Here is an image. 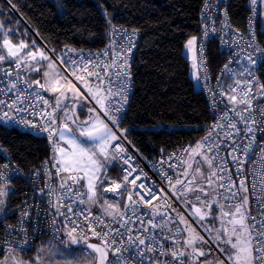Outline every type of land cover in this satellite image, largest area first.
Listing matches in <instances>:
<instances>
[{
  "label": "snow or ice",
  "instance_id": "snow-or-ice-1",
  "mask_svg": "<svg viewBox=\"0 0 264 264\" xmlns=\"http://www.w3.org/2000/svg\"><path fill=\"white\" fill-rule=\"evenodd\" d=\"M257 2L258 0H251L253 5ZM260 2L264 3V0ZM109 27L110 29L113 27L110 21ZM116 32H124V30L113 29L114 35ZM0 35H5L2 23H0ZM123 38L122 36L121 39ZM195 43V38L189 39L187 48L194 50ZM4 49L7 50L6 53L3 52ZM111 50V47L106 49L103 55H108ZM69 51L72 50L69 49ZM130 51L131 47L127 49V52ZM200 51L202 53L203 49L201 48ZM120 56H123V59L117 63ZM58 59L64 65L63 70L57 68L56 62L45 51L40 49L32 51L23 41L13 45L9 39H3V45L0 48V96L14 92L15 98L0 99V121H13L12 113L25 112L29 108L35 109L36 103L25 104L29 99L42 102L45 109L51 108L50 112L41 110L43 113L41 119L44 123L39 127L41 131L48 133L49 139L58 138L69 146L66 149L58 143L54 144V150L61 156V159L57 161L60 165L57 167V175L61 176L62 182L59 188L62 193L57 196V202L53 205L56 209L54 214L64 217L61 223L67 229L69 243L72 245L83 243L86 247L81 255L83 259L90 260L91 264H130V262L134 264H225V261L218 257L214 260L200 261V257L208 255L203 247L207 241L191 228L183 215L177 213L178 223L177 220L172 219L169 211H175V209L172 208V201L163 189H160L161 201L153 204V200L157 199L154 185L142 170L133 176V173H137V169L130 163L131 157L123 159V163L128 165L127 168L122 169L125 173L123 181L117 183L113 180L111 187L104 186L108 182L106 164L117 166L116 161L123 158L122 154L127 151L122 144L114 143L121 139L127 129H120L119 120L114 114L120 113L122 109L113 108L115 96L122 97L120 102H126L127 97L123 96L121 91L110 87L113 81L109 74L110 69H117L115 74L121 80V88L125 87L124 81L130 77L126 52L113 53L111 64L85 61L81 56L79 62L72 60L69 66L67 60ZM247 59L253 65L257 63L251 54L247 55ZM193 60V67L198 68L195 63V53ZM5 61H8L11 67H3ZM42 61L47 62V70L43 73L44 82L41 83L40 80L29 82L24 79V74L28 72H40ZM203 63L201 59L200 65ZM90 65L92 70L89 68ZM248 74L251 76V71ZM73 78L80 82L82 88L73 83ZM18 83L26 85L32 91L25 95L24 89L19 88ZM257 83L256 78L252 76V79L236 81V86H230L220 92V95L227 97L231 105L228 111L234 114V118L228 119L225 114L222 120H218L211 126L209 134L197 142L195 147L182 150L188 154V160L182 161L186 164L183 172L185 179L177 176L173 182L167 172L161 173L162 179L168 182L171 196L176 199L183 198L185 205H191V215L198 217L200 221H204L211 215L213 204L218 205L221 226L220 228L206 227L205 231L215 232V240L219 245H223L220 251L230 264H264V146H261L264 135L259 138L256 135L257 132L264 134V107L261 106L264 105V84H258L254 91V84ZM33 85L42 91L57 94L55 104L50 105ZM69 98L78 103L81 110L89 103L94 105L88 108L93 115L89 120L81 122L79 126L80 136L86 138L83 143L74 137L66 136V132H71L67 123L60 128L56 127L55 114L58 110H63L61 105L67 108L65 101ZM254 100L255 104H253ZM33 114L39 113L33 112ZM64 115L66 119H71L67 112ZM224 120L227 122L225 123ZM20 123L30 125L32 128L38 127L31 121L22 120ZM117 132H120V135ZM88 141L94 143L87 146ZM245 141L247 142L244 143ZM222 145L226 150L230 149L227 154L231 157L232 164L236 165L235 173H232L226 158L220 155ZM110 147L114 148L112 153L109 152ZM257 152H259L258 160L261 165V186L257 209L261 213L259 218L251 216L248 207V176L244 174V164L253 162ZM196 156H200L201 159L196 160ZM189 160L192 163H189ZM165 162L161 161V163ZM193 164L196 165L195 168ZM202 164L207 165V173L203 171ZM169 167L171 168L172 165ZM63 173L68 175L63 176ZM233 175L239 178L238 184L233 179ZM189 176L191 179H188ZM197 177L200 178V183L197 182ZM82 180H86V185L81 183ZM137 181L141 182L137 183ZM129 185L132 187L129 188ZM204 185H207V188ZM85 187L86 191L80 190ZM256 187L253 183L254 191ZM208 188L212 189L211 198H209ZM98 189L121 197L127 193L124 209L122 210L119 204L103 201L106 205L103 208V214L110 219L94 216L87 205L101 204ZM221 189L223 191H220ZM189 193H196L194 199L199 203V207L188 199ZM4 195L7 193L0 191V196ZM3 203L0 200V204ZM80 205L85 207H79ZM157 217L160 219L157 220ZM80 220L84 221L83 229L80 227ZM179 224H184L185 229H180ZM181 231L188 232V236L182 243L179 235ZM85 232L88 234L85 235ZM93 237L99 243L89 242ZM169 240L172 241L173 246L166 249L164 241ZM109 253H111V259ZM11 260L12 264H24L15 257H11ZM0 264H8V257L0 260ZM35 264H40L39 256Z\"/></svg>",
  "mask_w": 264,
  "mask_h": 264
},
{
  "label": "trees",
  "instance_id": "trees-1",
  "mask_svg": "<svg viewBox=\"0 0 264 264\" xmlns=\"http://www.w3.org/2000/svg\"><path fill=\"white\" fill-rule=\"evenodd\" d=\"M202 2L63 0L61 15L54 0H11V3L0 0V22L15 28L12 36L17 38V31L28 42L34 41L25 23L56 57L69 47L90 51L107 47L114 26L137 29L140 39L131 63L134 90L122 129H127L132 147L150 163L181 145L197 143L203 127L210 121L207 103L194 86L189 61L184 55L186 41L194 36L198 41ZM248 14L249 0H229L227 15L234 27L244 30ZM258 37L264 48V31L260 25ZM208 57L213 71L224 62L214 42L209 45ZM255 71L264 84V62ZM38 77V73L31 74L34 81ZM81 117H85L84 110H81ZM0 147L25 172L53 158L52 147L40 137L10 131L3 126H0ZM116 165L110 164L107 170L109 180L121 179L117 162ZM12 186L8 211L23 200L22 184L16 182ZM124 196L120 198L121 205ZM6 214L0 218V237L8 220ZM40 245L31 252L17 255L31 258ZM4 256L0 253V258Z\"/></svg>",
  "mask_w": 264,
  "mask_h": 264
},
{
  "label": "built area",
  "instance_id": "built-area-1",
  "mask_svg": "<svg viewBox=\"0 0 264 264\" xmlns=\"http://www.w3.org/2000/svg\"><path fill=\"white\" fill-rule=\"evenodd\" d=\"M228 3L229 0H203L200 6L199 37L196 44V63L198 68L196 69L197 74L199 75L198 90L207 103L210 121L203 127V133L198 142L209 134L211 126L218 120H222L225 114L228 119L234 118V114L228 111V108H230L231 105L229 104L227 97L220 95L222 90L228 89L230 86H236V81L243 82L248 79H252V76H254L258 82L257 84H254V91L257 89L258 84H262L255 71L256 67L264 62V48L258 37V28L260 25L262 10L261 2L258 0L256 5L249 3V14L244 30H240L233 26L229 16L227 15ZM113 29H122L124 32H116L114 35L112 31L110 44L99 51L69 47L64 50L60 57H56L39 39L38 41L41 43L50 58L54 59V61H56L62 69H64V65L60 63L58 58L67 60L69 62V66H71L72 60H77L79 62L81 56L84 57L85 61L92 60L93 62H105L111 64L113 53L126 52L128 65L130 66V77L124 81L125 87L121 88V80L115 74L117 69L112 68L109 70V74L111 75V79L113 81L110 87L114 90L121 91L123 96L127 97L126 102H120L122 101V97L120 95L113 98V108L120 107L122 109L120 113L114 114L117 115L119 127L123 130L122 120L128 110V104L132 98L134 90L131 63L140 39V32L137 29L122 26H114ZM122 36L124 37L123 39H121ZM129 41L131 43H129ZM212 42L216 43L218 54L224 58V62H222L216 71L211 69L208 57L209 45ZM249 45H251V47H249ZM110 47L112 50L108 52V55H103L105 50ZM129 47H131V51L127 52ZM201 48L203 49L202 53L200 51ZM69 49L72 51H69ZM249 54L257 60L255 65L248 61L247 55ZM122 59L123 56H120L117 63H119ZM201 59L204 62L203 65H200ZM3 67L8 68L11 67V65L8 61H5L3 62ZM89 68L92 70L91 65ZM95 70L98 71L99 69ZM249 71L252 73L251 76L248 74ZM32 73L33 72H28L24 74V79L29 82H33L34 80L31 78ZM105 80H107V77H105ZM18 87L24 89L25 95L32 91V89L27 88V86L22 83H18ZM33 87L48 100L50 105L55 104L54 97L37 89L35 85H33ZM9 98H15L14 92L8 93L6 96H0V99ZM31 103H36L35 109L29 108V110L25 112L12 113L11 115L14 122L0 121V126H3L10 131L40 137L48 146L53 147L55 137L53 139H49L48 133L41 131L39 127L44 123L41 119V115L43 114L41 113V110L45 109V106L42 102H35L32 99L25 102L26 105ZM255 103L256 101L254 100L253 104ZM261 106L264 107V105ZM45 110L50 112L51 108H47ZM33 112L39 114H33ZM58 112L59 110L55 114L56 118ZM22 120L34 122L38 125V127L32 128L30 125L20 123ZM224 122L226 123L227 121L224 120ZM56 127L59 128L58 119ZM241 127L243 126L241 125ZM117 134L120 135V132H117ZM221 135H223L222 132ZM256 135L259 138L264 134L257 132ZM124 137H126V139ZM237 139H239V137H237ZM246 142L247 141L244 143ZM114 143L122 144L127 150L125 154H122L123 158L116 161L121 174V179L118 182L116 181L117 183L123 181L125 173L122 169L128 167L127 164L123 163V159L131 157L130 163L137 169V173H133V176L137 175L139 171L142 170L149 178V181L154 185V191L156 192L157 199L153 200V204H157L161 201L162 197L160 189H163L164 193L167 194L172 201V208L175 209V211H169L172 219L177 220V213L181 215L186 213L178 200L171 196L168 182L162 179L161 173L167 172V174L172 177L173 182L177 176H179L180 179H185L182 176L186 169V164L182 161L188 160V154L182 150L192 147L191 144L181 145L178 148L160 155L154 161L147 163L132 147L130 138L126 132L123 133L119 141ZM261 146H264V142H262ZM110 149L112 152L114 151V148L110 147ZM228 151H230V149L226 150L222 145L220 155L226 158L232 173H235L236 165L232 164L231 157L227 154ZM209 155H211V153H209ZM169 157L172 158L169 159ZM258 157L259 152H257L256 156L253 157V162L244 164V174L248 176V207L250 209L251 216L257 218L261 215V213L257 211L259 207L258 199L260 196L261 186V165L259 164ZM0 158L3 161V163L0 164V182L10 185L16 182L21 183V192L23 196V200L6 214L8 220L4 223L3 233L0 237V253L4 255L24 254L33 251L44 241H69L66 235L67 229H65L61 223L64 221V217L54 214L56 209L53 205L57 202V196L62 193V190L59 188V185L62 182L61 176L57 175V167L60 165L57 164V161L54 158L45 159L37 167L25 172L19 168L14 160L11 159L8 152L1 149V147ZM162 160L166 162L161 163ZM169 165H172V167L170 168ZM62 175L67 176L68 174L63 173ZM131 178L132 177H130V179ZM233 179L236 180L237 184L239 183V178L235 175H233ZM140 182L141 181H137V183ZM81 183H83V180ZM253 183L257 186L255 191L252 188ZM128 187L131 188L132 186L129 185ZM177 187H179V185H177ZM80 190L83 191V188ZM220 191L223 190L221 189ZM107 193L108 192H106V195H109V193ZM222 202L227 203V201ZM125 203H127V199L123 198L122 210L124 209ZM79 207H85V205H80ZM63 210L66 211V209ZM143 210L147 211V209ZM91 211L94 216H101L104 219H110L94 210ZM73 219H76V217H73ZM159 219L160 217H157V220ZM53 221H55V223H53ZM79 223L81 229H83L84 221L80 220ZM249 223H251V221H249ZM169 227H173V225H169ZM179 227L182 229L180 225ZM84 234L87 235L88 233L85 232ZM179 235L182 243L183 239L186 238L185 231H181ZM117 239L119 240L120 238L118 237ZM89 242L99 243V241L94 237L91 238ZM164 243L166 249L169 248V246H173L171 240L164 241ZM205 250L208 252L206 257L219 251V249L212 242L205 247ZM206 257L200 258V261ZM109 258L111 259V253H109ZM130 264H134V262H130Z\"/></svg>",
  "mask_w": 264,
  "mask_h": 264
},
{
  "label": "rangeland",
  "instance_id": "rangeland-1",
  "mask_svg": "<svg viewBox=\"0 0 264 264\" xmlns=\"http://www.w3.org/2000/svg\"><path fill=\"white\" fill-rule=\"evenodd\" d=\"M54 2L56 4L58 13L62 15L64 12L63 5H62L63 0H54ZM249 3L252 4L251 0H249ZM262 8H263V10H262L261 31H264V3H262ZM14 29H15L14 27H6L3 24V32L5 33V35H1L0 48H2L3 39L7 38L10 40V42L13 45H18L21 41H23L24 43H26L29 46V48L32 51H36L38 49L45 51V49L43 48L41 43L38 41L39 38H36V36H34L32 33L31 34H32V36H34L33 37L34 41L32 40L31 42H28L26 39L21 37L17 31H16V36H18V37L16 38V37L12 36L11 33ZM8 30H12V31H8ZM31 32H32V30H31ZM192 38H195L196 43L194 46V50H189L187 48V42L189 39H192ZM189 39L186 41V43L184 45V55L189 61L190 77L193 80L195 88L198 89L197 69L193 67V63H194L193 55H194V53H195L196 60H197V54H196L197 38L194 36V37H191ZM6 51H7L6 49L3 50L4 53H6ZM25 51H27V50H25ZM46 54H47V52H46ZM52 60L54 61V59H52ZM196 60H195V63H196ZM56 65H57V68L62 69L57 63H56ZM46 70H47V62L42 61L41 62V71L40 72H33V73L39 74V77L36 80H40L41 83H43L44 82L43 73ZM62 74H63V72H62ZM61 82H63V81H61ZM73 83H76L77 87L82 88V85L80 84V82L76 81L74 78H73ZM37 89H39V88H37ZM39 90H41V89H39ZM44 92L50 96H53V97H55L57 95V94L52 93V92H46V91H44ZM68 95H69V97H71L70 93ZM65 103L67 104V108L65 109V108H63V105H61V108L63 110H59L60 111L59 114L62 118V121H63L62 123L63 124L67 123L69 128H71V132H66V136L74 137L83 143L86 138L80 136L79 126L81 125V122L89 120L90 117L93 115L92 113H90L88 111V108L94 107V105L89 103L87 107L83 108L84 113H85V117H81V108H80L78 103L74 102L71 98L66 100ZM65 112L68 113V117H71V119L65 118V115H64ZM73 120H75L76 122L73 123L72 122ZM58 125H59V123H58ZM56 143H58L59 146L64 147L66 149L69 146L66 145L64 143V141H60V140H58V138H55V140L53 142V147H52L53 158L56 161H58L61 159V156L57 151L54 150V144H56ZM93 143H94L93 141H88L87 146H91ZM195 145H196V143L194 145H192V147H195ZM109 152L112 153L110 148H109ZM101 159L103 160L102 157H101ZM200 159H201L200 156H196V160H200ZM188 162L192 163V161H190V160ZM109 166H110V164H106L107 169L109 168ZM195 166L196 165L193 164V168H195ZM201 166H202L203 171L205 173H207V171H208L207 165L202 164ZM182 177L184 178V176H182ZM189 179H191V176H189ZM108 180H109V178H108ZM117 182H118V180H117ZM197 182L198 183L201 182L199 177H197ZM86 183H87L86 180H83L82 184L86 185ZM107 183H108V185H107V187H108L109 181ZM204 186L207 188V185H204ZM86 190H87L86 187L83 188V191H86ZM207 190L209 193V198H211V196L213 195L212 189L208 188ZM0 191H5L7 193V195L0 196V200H2L4 202L3 204H0V218H1L8 211V208H9L8 197L13 191V186L10 184H7V183H0ZM111 193H109V194H111ZM113 194H115V193H113ZM113 194H111L113 197H110V196L108 197V195H106L102 189H98V195H99L100 200L102 201L101 204L98 206L88 204L87 207L91 210H94L98 213H101L102 215H104L103 214V208L106 206L103 203V201H107L108 203H112V204H119L120 208L122 209V205L120 202V198H122V197L118 196V195L114 196ZM195 195H196V193H189L188 199L192 200L193 203H196V206L199 207L200 206L199 203H197L194 199ZM126 196H127V193H126ZM217 199H218V197H217ZM177 200L182 205V207L184 208V210L186 212L185 214H182V215L188 221V224L191 226V228L195 229L196 233H198L200 236H202L204 238L205 241H207V243L203 244L204 249L207 245L210 244V242H212L219 249L218 252L214 253L213 255L206 257L205 259L214 260V258L218 257L219 259L224 260L225 264H230V262L225 258L224 254L221 253V251H220V247H223V245H219L218 242L215 240V232L214 231L213 232L205 231L206 227L207 228H220L221 223H220V219H219L220 213H219L218 205L213 204L212 208H213L214 212L212 211L211 215L207 216L204 221H200L198 219V217H193L191 215V205H185L183 202V198L177 199ZM177 223H178V219H177ZM179 225L181 226L182 229H185V227H186L184 224H179ZM185 234L187 237L188 232L185 231ZM85 247L86 246L83 243L77 244V245H72L69 243V241H66V242L44 241L40 245V247L36 251V253L31 258H24V257L17 255V254H8V255H5L4 257L0 258V260H3V259H5V257H8V264H12L11 257H15L17 260L23 261L24 264H35L36 258L39 256L40 264H91L90 260L83 259L82 255H81L82 250ZM205 259H203L201 261H204Z\"/></svg>",
  "mask_w": 264,
  "mask_h": 264
},
{
  "label": "crops",
  "instance_id": "crops-1",
  "mask_svg": "<svg viewBox=\"0 0 264 264\" xmlns=\"http://www.w3.org/2000/svg\"><path fill=\"white\" fill-rule=\"evenodd\" d=\"M262 4V3H261ZM262 10H263V8H262ZM262 10H261V18H260V29H261V27H262ZM53 97V96H52ZM60 111L58 112V114H57V119H58V123H59V128L60 127H62V118H61V116H60ZM61 124V125H60ZM111 181H113V180H109V186L111 187ZM115 181H117V180H115ZM108 186V187H109ZM105 194H106V192H104ZM108 193H111V192H108ZM107 193V194H108ZM111 194H113V193H111ZM111 194H109V195H111ZM114 196L116 195V194H113ZM117 196V195H116ZM119 196V195H118ZM127 196H126V194H125V196H124V198H126Z\"/></svg>",
  "mask_w": 264,
  "mask_h": 264
},
{
  "label": "water",
  "instance_id": "water-1",
  "mask_svg": "<svg viewBox=\"0 0 264 264\" xmlns=\"http://www.w3.org/2000/svg\"><path fill=\"white\" fill-rule=\"evenodd\" d=\"M19 18L21 19V17L19 16ZM22 20V19H21ZM23 21V20H22ZM24 23V22H23ZM24 25L29 29V31L31 32V29L24 23ZM34 36H36V34L32 31L31 32ZM36 38H38L37 36H36ZM200 258H202V257H200Z\"/></svg>",
  "mask_w": 264,
  "mask_h": 264
}]
</instances>
